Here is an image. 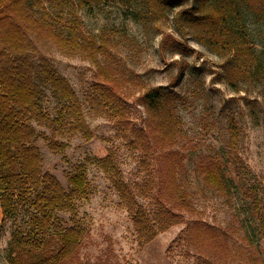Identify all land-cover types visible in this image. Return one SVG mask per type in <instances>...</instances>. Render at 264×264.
<instances>
[{"label":"rangeland","instance_id":"374dc122","mask_svg":"<svg viewBox=\"0 0 264 264\" xmlns=\"http://www.w3.org/2000/svg\"><path fill=\"white\" fill-rule=\"evenodd\" d=\"M84 1L72 0L64 12L49 2L46 5L64 31L74 26L83 41H99L103 34H110L109 50L115 62L110 64L102 56L98 61L129 80L124 96L135 127L146 126L144 107L138 103L144 87L163 85L176 94L183 122L174 147L183 158L178 176L197 213L185 214L184 224L160 233L149 244L139 241L132 217L122 206L110 178L95 163L94 155L103 147L113 151L125 181L153 219L160 207L158 172L155 182L149 185L142 167L143 156L127 146L130 133L115 125L110 112L92 103L98 66L81 53L68 54L50 41L34 38V63L46 59L69 81L94 134L91 140L79 134L58 137L56 140L67 147L63 152H53L41 136H51L50 130L34 123L43 172L56 176L66 190L81 165L89 179L88 196L77 201V221L85 228L86 236L72 264H199L202 258L216 264H264V235L257 215L264 214V81L242 83L234 90L225 78L226 57L199 43L188 26L186 35L181 33L177 13L195 8V0H183V4L168 8L161 17L149 12L142 0ZM246 22L251 44L264 54V15L248 12ZM34 79L45 95L44 110L56 116L61 101L35 74ZM231 117L241 129L239 153L251 173L246 177H238L228 161ZM210 159L219 161L233 181L228 198L207 187L198 171L199 165ZM153 166L156 168V164ZM32 212L29 204L20 206L18 215L6 222L0 264H8L11 234L17 228L25 233L31 229ZM58 217L68 226L73 225L69 214L60 212ZM197 219L221 230L223 241L202 249L190 245L188 227Z\"/></svg>","mask_w":264,"mask_h":264},{"label":"trees","instance_id":"16d2710c","mask_svg":"<svg viewBox=\"0 0 264 264\" xmlns=\"http://www.w3.org/2000/svg\"><path fill=\"white\" fill-rule=\"evenodd\" d=\"M152 14L161 17L170 7L183 0H142ZM46 2L65 11L72 0H0V204L3 211L2 229L19 213L20 206L29 204L30 230L17 228L9 243L8 264H72L83 246L86 230L77 221V201L89 194L90 183L84 165L70 178L66 190L53 174L42 170L43 156L35 145L38 136L34 123L50 130L51 136L41 134L53 152H63L67 145L58 137L81 135L94 138L76 91L46 60L35 64L37 51L34 38L50 41L68 54L81 53L98 66L92 103L110 112L115 125L128 131L127 146L143 156L142 167L149 185L158 172V201L155 219L140 205L124 175L116 164L113 151L102 149L94 155L97 166L110 178L122 206L132 217L135 233L143 244L153 242L160 233L185 222V214H196L191 195L184 190L178 176L182 155L174 150L182 134L183 122L178 114V100L173 91L163 85L144 87L138 97L146 113L145 128H137L124 96L129 80L111 66L102 65L98 56L110 64L115 58L109 50L110 34L99 41H83L74 26L68 32L60 27ZM84 2H88L85 0ZM196 7L181 9L176 22L183 35L188 26L196 40L213 53L226 57L224 63L227 83L237 90L242 83L264 81V54L250 42L246 22L248 12L264 15V0H195ZM35 76L52 89L61 101V108L52 116L43 108L44 92ZM227 157L238 177L250 171L241 157V129L233 117L228 124ZM156 164V168L153 166ZM205 184L220 196L232 194L233 181L225 167L210 159L198 167ZM258 206V205H257ZM70 215L68 226L58 217ZM264 235V214L259 213ZM224 233L198 220L188 227L190 245L202 249L223 241ZM199 264H216L200 259Z\"/></svg>","mask_w":264,"mask_h":264},{"label":"crops","instance_id":"0c3cea01","mask_svg":"<svg viewBox=\"0 0 264 264\" xmlns=\"http://www.w3.org/2000/svg\"><path fill=\"white\" fill-rule=\"evenodd\" d=\"M3 211H2V208H1V204H0V242H4L6 239L5 237L3 238V235H4V230L2 229V223H3Z\"/></svg>","mask_w":264,"mask_h":264}]
</instances>
